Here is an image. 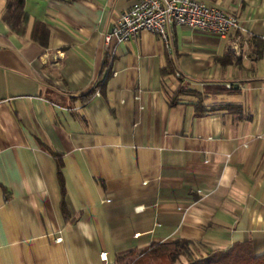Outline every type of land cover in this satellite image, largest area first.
<instances>
[{"label": "crops", "instance_id": "crops-1", "mask_svg": "<svg viewBox=\"0 0 264 264\" xmlns=\"http://www.w3.org/2000/svg\"><path fill=\"white\" fill-rule=\"evenodd\" d=\"M133 1L23 0L45 47L0 19V264H114L176 238L264 254V0H198L236 16L223 36L174 25L166 48L137 31L83 102ZM167 57L174 75L160 73ZM178 74L231 88L197 115L192 97L168 104Z\"/></svg>", "mask_w": 264, "mask_h": 264}, {"label": "trees", "instance_id": "trees-1", "mask_svg": "<svg viewBox=\"0 0 264 264\" xmlns=\"http://www.w3.org/2000/svg\"><path fill=\"white\" fill-rule=\"evenodd\" d=\"M0 19L10 32L18 36L26 33L29 40L36 42L42 47L46 46L48 30L42 22L36 19H32L27 28L28 16L23 9V0H4V8ZM110 62L111 56L105 55L96 79L84 93L79 95L83 102L101 90L106 78L110 75ZM160 73L174 75V66L171 58H165L164 65L160 68ZM174 77L177 83L172 93L167 97L168 104L178 102L181 96L192 97L194 99L192 105H194L197 115L202 113V110H197V106L200 105L203 95L218 93L231 88L230 85L224 87V85L205 84L200 91L189 87L188 83L184 82L179 74ZM226 106L228 108L231 107L229 105ZM49 154L55 161V174L58 182L61 183L59 155L51 150ZM60 203H62L61 200ZM178 256L184 258L183 264H264V254L253 255L248 242L232 243L222 249H205L203 252H199L194 242L185 238L152 242L140 252L128 251L125 254H118L115 257L114 264H173Z\"/></svg>", "mask_w": 264, "mask_h": 264}, {"label": "built area", "instance_id": "built-area-1", "mask_svg": "<svg viewBox=\"0 0 264 264\" xmlns=\"http://www.w3.org/2000/svg\"><path fill=\"white\" fill-rule=\"evenodd\" d=\"M174 25L223 36L238 27V20L233 13L198 0H134L104 34L107 55L112 56L117 43L130 39L139 30L156 35L168 48L167 30Z\"/></svg>", "mask_w": 264, "mask_h": 264}, {"label": "rangeland", "instance_id": "rangeland-1", "mask_svg": "<svg viewBox=\"0 0 264 264\" xmlns=\"http://www.w3.org/2000/svg\"><path fill=\"white\" fill-rule=\"evenodd\" d=\"M173 264H174V262H173ZM175 264H179V262H175Z\"/></svg>", "mask_w": 264, "mask_h": 264}]
</instances>
